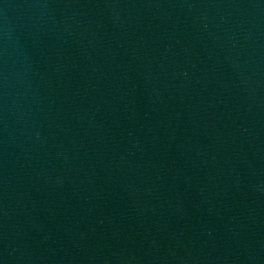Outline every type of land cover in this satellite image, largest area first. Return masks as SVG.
Listing matches in <instances>:
<instances>
[{"label": "water", "instance_id": "95a60500", "mask_svg": "<svg viewBox=\"0 0 264 264\" xmlns=\"http://www.w3.org/2000/svg\"><path fill=\"white\" fill-rule=\"evenodd\" d=\"M0 264H166L68 0H0Z\"/></svg>", "mask_w": 264, "mask_h": 264}]
</instances>
